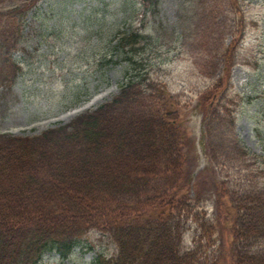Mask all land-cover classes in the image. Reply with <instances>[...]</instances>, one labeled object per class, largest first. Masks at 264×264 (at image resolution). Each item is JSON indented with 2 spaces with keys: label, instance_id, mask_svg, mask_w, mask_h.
I'll use <instances>...</instances> for the list:
<instances>
[{
  "label": "trees",
  "instance_id": "trees-1",
  "mask_svg": "<svg viewBox=\"0 0 264 264\" xmlns=\"http://www.w3.org/2000/svg\"><path fill=\"white\" fill-rule=\"evenodd\" d=\"M238 1L227 0L225 6L237 16L242 15ZM34 2L0 0V69L12 68L0 78L5 88L14 86L21 71L13 54ZM204 18L208 35L226 26V20L210 14ZM239 18L223 54V76L200 95L195 108L203 114L212 163L207 172L214 218L202 216L190 203L193 158L182 130L184 107L162 87L144 86L139 61L123 52L127 73L138 75L111 101L36 137L0 135V264H39L47 253L65 260L78 249L95 251L84 239L93 230L108 235L117 249L109 259L96 254L93 264H264V187L226 177L235 171L264 177L259 158L235 132V114L243 102L239 96L228 99L230 70L239 62L237 47L246 31ZM142 38L147 39L131 32L118 40V47L134 46ZM191 221L196 235L183 252Z\"/></svg>",
  "mask_w": 264,
  "mask_h": 264
},
{
  "label": "rangeland",
  "instance_id": "rangeland-1",
  "mask_svg": "<svg viewBox=\"0 0 264 264\" xmlns=\"http://www.w3.org/2000/svg\"><path fill=\"white\" fill-rule=\"evenodd\" d=\"M65 2L68 6L63 9L58 0L46 1V5L52 4L49 12L52 19L31 13L27 16L21 48L13 55L21 71L14 87L0 86V135L36 137L110 100L121 84L138 75L130 71L127 76V63L116 62L122 59L118 39L144 20L149 40L142 48L133 50L145 79L143 85L162 87L184 107L182 130L188 131L192 141L186 151L190 155L194 149L198 156L193 153L198 160L189 161L188 167L194 181L191 205L202 204L205 213L202 216L212 220L215 205L208 197L212 183L206 169L210 160L204 146H197L203 124L202 114L195 108L200 95L212 89L223 76V54L233 39L230 29L234 25V15L228 16L221 9L228 6L227 1L210 0V17L226 20L224 28L217 26L210 35L209 24L206 26L201 18L206 7L198 6L194 0L185 3L161 0L158 7L144 0ZM41 6L44 13L46 6ZM240 7L248 30L239 52L242 64L232 69L230 93H240L244 98L238 112V132L249 151L261 157L264 169V0H240ZM181 31L186 33V40ZM205 38L217 43L207 44ZM11 69H0V78L5 79ZM251 94L256 97L253 101L248 99ZM238 173L229 172L226 177H237L233 182L258 181L264 187V177L260 178L263 173ZM215 176H220L217 170ZM197 196L201 200H195ZM195 231L193 223L186 234V243L193 242ZM87 239L95 245V251L83 254L77 250L65 264H93V258L100 252L106 256L114 254L115 247L108 235L94 231ZM47 264L61 262L51 258Z\"/></svg>",
  "mask_w": 264,
  "mask_h": 264
}]
</instances>
